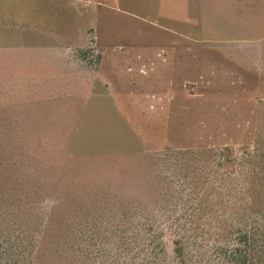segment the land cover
<instances>
[{"label":"rangeland","instance_id":"1","mask_svg":"<svg viewBox=\"0 0 264 264\" xmlns=\"http://www.w3.org/2000/svg\"><path fill=\"white\" fill-rule=\"evenodd\" d=\"M263 223L264 0H0V264H236Z\"/></svg>","mask_w":264,"mask_h":264},{"label":"trees","instance_id":"2","mask_svg":"<svg viewBox=\"0 0 264 264\" xmlns=\"http://www.w3.org/2000/svg\"><path fill=\"white\" fill-rule=\"evenodd\" d=\"M228 159L222 162L224 171H230L227 168L230 157ZM227 234H233L234 242L231 241V244L220 247V254L225 259L236 264H264V223L253 225L251 228L240 227L230 233L225 232L223 237ZM174 243V251L180 255L183 248L179 239H175Z\"/></svg>","mask_w":264,"mask_h":264}]
</instances>
